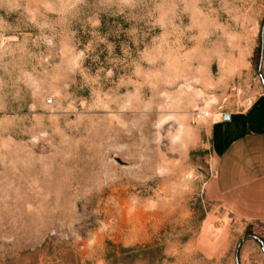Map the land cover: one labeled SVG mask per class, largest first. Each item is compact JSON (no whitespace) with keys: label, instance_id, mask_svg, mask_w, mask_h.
I'll use <instances>...</instances> for the list:
<instances>
[{"label":"rangeland","instance_id":"rangeland-1","mask_svg":"<svg viewBox=\"0 0 264 264\" xmlns=\"http://www.w3.org/2000/svg\"><path fill=\"white\" fill-rule=\"evenodd\" d=\"M262 81L264 0H0V264H264L209 131Z\"/></svg>","mask_w":264,"mask_h":264},{"label":"crops","instance_id":"crops-1","mask_svg":"<svg viewBox=\"0 0 264 264\" xmlns=\"http://www.w3.org/2000/svg\"><path fill=\"white\" fill-rule=\"evenodd\" d=\"M248 108L232 100L210 123V144L216 157L212 188L217 201L247 221H264V94ZM227 116V119L223 117Z\"/></svg>","mask_w":264,"mask_h":264},{"label":"built area","instance_id":"built-area-1","mask_svg":"<svg viewBox=\"0 0 264 264\" xmlns=\"http://www.w3.org/2000/svg\"><path fill=\"white\" fill-rule=\"evenodd\" d=\"M234 96L236 99H238L240 101V107L243 108H248L251 106L252 104V97L247 96L244 92L243 89L241 88H237L234 91ZM47 102H50V100H48ZM201 117L203 118H210L211 115L208 112H204L203 115H201Z\"/></svg>","mask_w":264,"mask_h":264},{"label":"water","instance_id":"water-1","mask_svg":"<svg viewBox=\"0 0 264 264\" xmlns=\"http://www.w3.org/2000/svg\"><path fill=\"white\" fill-rule=\"evenodd\" d=\"M262 83H263V86H264V82H263V81H262ZM223 118H224V119H227V116H224ZM239 247H240V244L238 245L237 249H239ZM236 264H238V260H237V252H236Z\"/></svg>","mask_w":264,"mask_h":264}]
</instances>
